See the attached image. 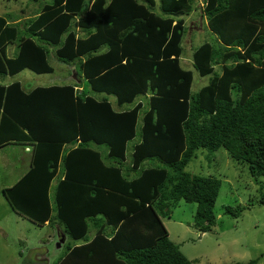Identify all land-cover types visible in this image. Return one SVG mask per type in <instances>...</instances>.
Returning <instances> with one entry per match:
<instances>
[{
  "label": "trees",
  "instance_id": "trees-1",
  "mask_svg": "<svg viewBox=\"0 0 264 264\" xmlns=\"http://www.w3.org/2000/svg\"><path fill=\"white\" fill-rule=\"evenodd\" d=\"M202 5L206 39L191 59L186 17L197 0H50L36 18L0 16V76L53 74L50 47L77 74L30 92L0 85V122L16 123L15 141H34L29 170L3 194L17 214L40 227L59 222L78 242L53 264H196L163 218L195 203L193 227H216L222 181L187 171L200 150L246 164L264 205V0ZM187 60L209 77L197 93Z\"/></svg>",
  "mask_w": 264,
  "mask_h": 264
},
{
  "label": "rangeland",
  "instance_id": "rangeland-1",
  "mask_svg": "<svg viewBox=\"0 0 264 264\" xmlns=\"http://www.w3.org/2000/svg\"><path fill=\"white\" fill-rule=\"evenodd\" d=\"M202 4L203 0H197L199 9L186 17L188 33L184 46L185 55L189 59L192 48L206 39ZM39 6V3L32 0H0V16L12 15L18 18L23 12L34 11ZM157 11L160 12L159 9ZM50 62L55 69L54 74L37 75L26 70L16 80L23 82L27 89L37 85L45 87L63 83L65 77L70 81L75 80L71 75L74 67L60 62L53 54L50 55ZM184 66L194 72L193 93L209 83V77H201L190 60L184 61ZM92 95L98 99L103 98V95ZM109 100L117 109L116 98L109 96ZM137 140L130 143L129 156ZM9 148L15 149L11 151L15 155L0 152V264H36V261L38 264H53L66 252L65 247L74 246L78 242L68 237L61 247H64L63 250L59 249V222L40 227L11 208L3 190L12 187L27 173L31 153L22 146ZM202 152L210 153L206 150L198 151L197 158L191 161L187 171L198 176H214L222 181L215 207L217 225L212 232L202 235L192 225L197 204L181 202L171 217L163 218L171 241L179 245L184 256L196 264H244L257 259L260 264H264V205L261 204L260 186L250 175L248 166L238 163L225 149L210 153L209 160ZM261 178L264 181V177ZM227 206L245 207V210L236 219L225 214ZM90 237H93V233Z\"/></svg>",
  "mask_w": 264,
  "mask_h": 264
},
{
  "label": "crops",
  "instance_id": "crops-1",
  "mask_svg": "<svg viewBox=\"0 0 264 264\" xmlns=\"http://www.w3.org/2000/svg\"><path fill=\"white\" fill-rule=\"evenodd\" d=\"M50 0H44V1H36L35 3H39V7L35 8V10H27L26 12H23L21 16H19L17 19H15L14 22L19 23V22H23L24 20L30 19V18H36L38 16H40L42 14L41 9L42 7L45 6L46 3H48ZM46 8V6L44 7ZM159 7H157L158 9ZM51 50V54H53L55 57V49L53 47H50ZM17 54V47L15 45H9L6 49V55L8 58H12ZM50 54V55H51ZM29 70V69H26ZM26 70L18 73L17 75H1L0 76V85L1 86H5V87H9L15 83H19L22 87V89L25 92H30L32 90H34L35 88L38 87H43V86H36L32 89H27V86L21 82L20 80H16L17 77H19L20 74L24 73ZM31 71V70H30ZM33 72V71H32ZM36 74V73H35ZM54 74V73H53ZM38 75V74H37ZM45 75V74H43ZM68 77H65L64 82L63 83H56L54 85H61V84H65L66 83H72L73 81L68 80ZM54 85H48L45 87H51ZM13 120H8L6 122L1 121L0 122V152L3 154H7L9 156L11 155H15V152H11V151H15L14 148H9V147H14V146H22L25 150H27L28 152H30L31 148L33 147V143L34 141H15L14 140V136H17V130H16V123L15 125H13ZM32 161V160H31ZM31 161H30V166H31ZM55 184L58 183V180L56 179L54 181ZM181 224V223H180Z\"/></svg>",
  "mask_w": 264,
  "mask_h": 264
},
{
  "label": "water",
  "instance_id": "water-1",
  "mask_svg": "<svg viewBox=\"0 0 264 264\" xmlns=\"http://www.w3.org/2000/svg\"><path fill=\"white\" fill-rule=\"evenodd\" d=\"M72 79H75V80L77 79V74H76L75 71H73ZM66 239H67V236L66 235H62V237L60 238V241L57 244V247L59 249L63 246V244H65Z\"/></svg>",
  "mask_w": 264,
  "mask_h": 264
},
{
  "label": "clouds",
  "instance_id": "clouds-1",
  "mask_svg": "<svg viewBox=\"0 0 264 264\" xmlns=\"http://www.w3.org/2000/svg\"><path fill=\"white\" fill-rule=\"evenodd\" d=\"M165 224V223H164ZM166 226V225H165ZM202 235H204L205 233H201ZM62 235H64V234H60V232H59V237L61 238L62 237Z\"/></svg>",
  "mask_w": 264,
  "mask_h": 264
}]
</instances>
